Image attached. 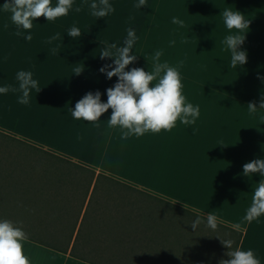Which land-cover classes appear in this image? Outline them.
I'll return each mask as SVG.
<instances>
[{
  "label": "crops",
  "instance_id": "0c3cea01",
  "mask_svg": "<svg viewBox=\"0 0 264 264\" xmlns=\"http://www.w3.org/2000/svg\"><path fill=\"white\" fill-rule=\"evenodd\" d=\"M4 2L0 87L17 91L0 93V215H55L56 228L73 230V238L87 232L86 261L28 240L32 264H208L210 238L226 230L201 224L195 231L188 222L209 213L241 232L238 246L264 264V215L243 220L262 177L242 175L246 162L264 159V0H145L142 8L139 0H109L114 11L102 18L90 8L99 0H73L66 16H41L29 30L12 22ZM227 8L245 13L250 28L228 29ZM72 27L82 36H69ZM130 28L137 60L126 70H149L147 57L158 49L161 62L182 61L186 103L200 109L194 124L177 120L171 130L122 139L119 126L109 127L112 109L96 121L72 116L89 91L107 101L118 77L99 71L114 59L100 54L107 45L123 46ZM237 33H247L241 47L248 60L229 69L225 40ZM21 70L42 88L31 90L28 104L18 102Z\"/></svg>",
  "mask_w": 264,
  "mask_h": 264
},
{
  "label": "clouds",
  "instance_id": "9594fccd",
  "mask_svg": "<svg viewBox=\"0 0 264 264\" xmlns=\"http://www.w3.org/2000/svg\"><path fill=\"white\" fill-rule=\"evenodd\" d=\"M143 5L145 0H139L136 7L142 8ZM2 7L4 11L11 12V20L18 28L29 30L33 27V21L41 16L46 17L47 21L66 16L73 7V0H58L55 6L52 5V0H5ZM90 8L92 15L97 18L107 17L114 11L109 0L94 2ZM75 10L79 12L80 8L77 7ZM222 16L228 29L235 28L242 32L250 28L251 21L238 9L236 11L230 8L224 9ZM172 22L183 26V21L176 17H173ZM21 34L20 31L16 32L17 36ZM67 34L73 38L82 36L81 30L77 27H72ZM246 34L237 33L226 37L225 43L231 50L229 69L243 67L247 63L248 51L241 47L245 42ZM58 35L51 37L49 42L57 39ZM24 38L31 41L32 35L28 34ZM136 40V32L130 28L123 46L117 47L113 43L105 47L100 57L114 59L113 63L102 66L99 71L105 73L108 79L118 77V80L107 88L106 102L101 99L102 93L99 90L89 91L76 102L72 116L77 120L96 121L112 109L108 118L109 127L119 126L122 130V139H128L132 135L143 136L149 131L158 133L161 130H171L177 120L185 125L194 124L200 115V109L198 105L186 103L179 71L182 61L175 67L170 66L167 61L161 62L160 57L163 52L158 49L151 59L147 57L149 70L146 71L143 67L126 70L137 60V55L131 54ZM112 49L116 51L113 52ZM81 72L82 70L77 68L74 74L78 75ZM16 79L19 82L18 90L22 93L18 98L21 104L29 103L32 89H36L38 93L42 89L38 81L33 79L31 71H19ZM9 90L17 91L16 88L8 85L0 87V93H7ZM247 105L250 112H256L258 109L255 101ZM259 109H264V97L259 103ZM256 173H259L262 179L253 186L252 203L243 217V220L249 223L264 215V159H253L243 165L242 175L251 179V174ZM188 223L195 231L201 224L213 231L218 227L217 219L211 213L206 217L197 215ZM28 240L29 235L24 230L22 222L0 218V264H32L29 255L25 253V243ZM221 242L227 249L224 256L230 259L221 258L218 264H260L253 250L234 247L232 240L221 239Z\"/></svg>",
  "mask_w": 264,
  "mask_h": 264
},
{
  "label": "trees",
  "instance_id": "16d2710c",
  "mask_svg": "<svg viewBox=\"0 0 264 264\" xmlns=\"http://www.w3.org/2000/svg\"><path fill=\"white\" fill-rule=\"evenodd\" d=\"M0 218H7L13 221L22 222L24 230L29 235V240L51 248L53 250L68 253L70 256L86 261L88 259V248L82 246L81 242L87 240V232L78 230L73 238L74 231L58 230L55 222L57 216L55 215H42V216H21V215H0ZM30 221L29 224L26 222ZM218 224V223H217ZM218 226L225 228L226 235H213L210 238V255L207 260L208 264H218L221 258L230 259L224 256L227 251L226 247L222 244L221 239L232 240L234 247L238 246L242 233L231 229L227 226L218 224ZM230 233H227L228 231ZM221 238V239H220ZM216 245L219 250H216ZM92 264H98L93 263Z\"/></svg>",
  "mask_w": 264,
  "mask_h": 264
}]
</instances>
